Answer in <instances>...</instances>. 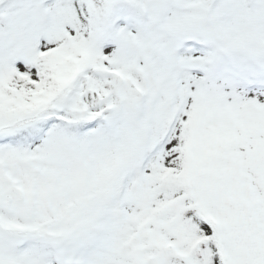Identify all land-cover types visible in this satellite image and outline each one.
I'll use <instances>...</instances> for the list:
<instances>
[{
    "label": "snow or ice",
    "instance_id": "snow-or-ice-1",
    "mask_svg": "<svg viewBox=\"0 0 264 264\" xmlns=\"http://www.w3.org/2000/svg\"><path fill=\"white\" fill-rule=\"evenodd\" d=\"M0 264H264V0H0Z\"/></svg>",
    "mask_w": 264,
    "mask_h": 264
}]
</instances>
